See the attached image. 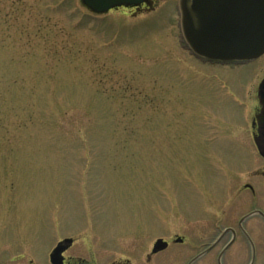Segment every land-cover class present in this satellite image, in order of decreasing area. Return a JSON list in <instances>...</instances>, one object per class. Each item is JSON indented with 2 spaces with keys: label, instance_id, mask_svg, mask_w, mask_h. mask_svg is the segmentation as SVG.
<instances>
[{
  "label": "rangeland",
  "instance_id": "obj_1",
  "mask_svg": "<svg viewBox=\"0 0 264 264\" xmlns=\"http://www.w3.org/2000/svg\"><path fill=\"white\" fill-rule=\"evenodd\" d=\"M175 6L0 0V231L79 226L110 262L186 264L235 229L254 70L187 56Z\"/></svg>",
  "mask_w": 264,
  "mask_h": 264
},
{
  "label": "flooded vegetation",
  "instance_id": "obj_2",
  "mask_svg": "<svg viewBox=\"0 0 264 264\" xmlns=\"http://www.w3.org/2000/svg\"><path fill=\"white\" fill-rule=\"evenodd\" d=\"M165 0H148L137 8H129L136 14L150 12L156 8V4ZM185 52L184 45H180ZM187 56L191 57L188 52ZM264 54L258 59L241 65H231L227 68L254 70L253 89L248 92L249 107L248 127L250 141L256 150V156L249 155L247 164L243 165L247 170L239 190V199L236 200L237 208L248 211L237 220L235 229H225L212 245L206 248L196 257L191 258L186 264H194L203 256L212 252L223 240L225 244L221 247L216 260L218 264H264ZM193 58V57H191ZM193 60H195L193 58ZM197 63L213 68H224L226 66ZM241 117V116H240ZM242 118V117H241ZM263 153V154H262ZM30 233L19 235L13 234V229L0 231V264H129L128 260L123 263L110 262L101 253L103 248H111L109 241H102L98 235L86 236L80 231L79 226L74 229L75 234H69L62 230L59 235L34 234L32 231L44 228L42 225H26ZM48 227V226H46ZM28 230V231H29ZM44 230V229H43ZM73 232V231H72ZM169 247V242L163 239ZM156 240V241H157ZM181 240H173L175 244ZM155 241V243H156ZM156 256L163 251L153 253ZM235 248L234 257L229 254ZM150 261V257H147Z\"/></svg>",
  "mask_w": 264,
  "mask_h": 264
},
{
  "label": "water",
  "instance_id": "obj_3",
  "mask_svg": "<svg viewBox=\"0 0 264 264\" xmlns=\"http://www.w3.org/2000/svg\"><path fill=\"white\" fill-rule=\"evenodd\" d=\"M147 1L81 0V3L90 12L103 15L121 7L137 8ZM176 12L185 50L202 63L241 65L264 54V0H177ZM166 247L165 242L157 240L152 252Z\"/></svg>",
  "mask_w": 264,
  "mask_h": 264
}]
</instances>
